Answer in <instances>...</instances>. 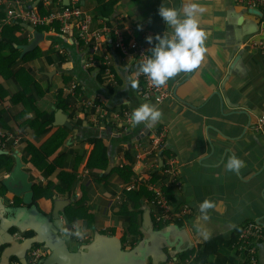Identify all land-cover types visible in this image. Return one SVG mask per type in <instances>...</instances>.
Segmentation results:
<instances>
[{
    "label": "crops",
    "instance_id": "crops-1",
    "mask_svg": "<svg viewBox=\"0 0 264 264\" xmlns=\"http://www.w3.org/2000/svg\"><path fill=\"white\" fill-rule=\"evenodd\" d=\"M22 1L36 9L41 2L44 13L63 7L62 0H40L36 6L35 0ZM188 2L82 0V10L91 18L89 29L101 32L95 52L93 43L78 40L75 27L62 35L53 23L26 24L31 30L25 23L15 24L18 29L11 35V46L0 48V130L11 136L0 148V157L9 160L5 166L0 161V264L5 248L12 245L13 249V242L20 244L34 235L29 229L21 234L15 227L8 231L12 238L6 232L12 226L13 209L24 206L23 196L10 192L23 186L6 182L16 158L32 185L33 199L36 188L49 193L37 201L36 208L48 221H59L58 234L74 252L85 250L100 236L103 244L104 238L117 239L123 250L145 243L146 264H195L199 246L217 237L232 238L242 225L264 216V135L253 130V122L264 115V55L252 47L264 43V12L245 9L234 0H196L205 8L197 14L199 26L207 33L204 59L193 70L170 78L163 85L168 96L162 101L140 95L134 50L122 55L114 47L113 36L103 30L118 28L129 46L143 43L150 49L147 36L171 34L158 15L159 7L182 13ZM6 13L7 6L0 1V41L3 26H13ZM105 58L116 76L113 86L100 76ZM73 83L111 112L106 122L92 126L74 116L69 106H58L60 95L69 99L66 93ZM146 102L161 112L158 121L134 125L123 119L124 112L131 115ZM39 113L52 117L46 133L36 127L41 123ZM159 133H163L164 154L176 161L181 185L180 191L167 190V194L173 203L187 204L192 214L184 223L157 226L152 217L155 207L141 198L134 214L138 232H131L130 193L136 190L126 191L124 185L140 173L167 180L152 157L135 159L136 144L150 143ZM96 140L105 148L104 154ZM233 156L245 162L238 171L227 169ZM90 161L93 168L88 167ZM205 200L213 204L207 218L200 211ZM55 207L58 220L53 216ZM147 212L153 230L160 234L144 229ZM76 215V220L71 219ZM78 227L84 235H70ZM16 233L23 239L16 240ZM216 252L231 259L227 264H247L233 245L219 246ZM255 255V264H264V239L256 244ZM213 260L209 258V264ZM13 263L21 264L15 255L10 257L9 264Z\"/></svg>",
    "mask_w": 264,
    "mask_h": 264
},
{
    "label": "built area",
    "instance_id": "built-area-1",
    "mask_svg": "<svg viewBox=\"0 0 264 264\" xmlns=\"http://www.w3.org/2000/svg\"><path fill=\"white\" fill-rule=\"evenodd\" d=\"M0 1H4L7 6L8 23L20 22L32 27H46L53 22H58L62 35H68L70 30L75 27L78 40L93 43L92 52L97 50L101 32L100 30L91 31L89 29L91 18L82 10L80 4L82 0H69L68 6L62 7L56 12L43 15H39L35 8L27 6L22 0ZM234 1L245 9L264 12V0ZM103 30L113 36L114 47L122 55H126L129 48H132L138 65L150 55L146 44L141 43L129 46L118 28H104ZM252 47L258 49L264 55V43H252ZM101 67L103 68L102 81L107 86L115 85L117 83L116 76L106 58L102 61ZM138 82V91L144 99L154 96L158 101H162L168 96L162 89L163 85L155 86L151 79L143 74L138 75ZM66 94L71 101L69 110L72 114L92 126H98L106 122L111 114L99 102L85 94L75 83L70 86ZM122 117L127 122H132V116L128 112H124ZM253 130L258 134L264 135V115L256 118L253 122ZM8 137L11 136L0 130V148L5 146ZM135 148L137 150L135 155L136 162H142L143 159L152 157V163L155 166L161 165V174L166 175L167 180L160 177L153 179L150 173H140L137 176H133L131 181L124 185L126 191L138 190L142 187L151 194V199H147V202L151 203L156 209L152 217L153 222L157 226L184 223L192 214V210L185 203H173L167 196V190L180 191L181 185L174 157L164 154L163 133L156 134L150 143L136 144ZM14 238L16 240L23 239H21L19 233L14 234ZM262 239H264V229L255 222H247L239 228L237 241L233 246L236 252L244 256L247 264H255V246ZM47 254L48 251L44 246L35 245L27 252L26 264H40Z\"/></svg>",
    "mask_w": 264,
    "mask_h": 264
},
{
    "label": "water",
    "instance_id": "water-1",
    "mask_svg": "<svg viewBox=\"0 0 264 264\" xmlns=\"http://www.w3.org/2000/svg\"><path fill=\"white\" fill-rule=\"evenodd\" d=\"M39 1L40 0H35L36 3L34 6H36ZM62 4L63 7L68 6L69 0H62ZM253 12L256 13V11ZM23 26L29 30L32 29L26 24ZM63 125L70 128L68 123H64ZM6 182L11 185L20 183L23 186L21 191L13 190L10 192L17 196H23L24 205L22 208L13 209L14 219L9 221L12 226L7 228V235L12 238V234L8 232L12 227H15L21 234L29 229L34 235L23 239L20 244L13 242L15 249L11 248L12 245L5 248L1 256V264H9L10 257L14 255L21 264H26L27 251L35 245L44 246L48 251V254L42 259L40 264H134V262L146 264L147 252L145 243L142 242L137 243L129 250H123L117 239L104 238L106 240L105 244H103L99 236L95 238L85 250L76 252L70 251L58 234L60 230L59 221H57V223L48 221L45 216L40 215L34 205L32 185L28 181L27 174L22 170V163L19 158H16L15 167L9 174ZM6 182H4V184L7 186ZM263 193L264 192H262L264 200ZM58 211L59 209L55 207L53 216L57 220ZM263 220L264 216L256 219L255 223L264 229ZM143 227L145 230L151 229L154 234H160V231L153 230L154 228L149 212L144 215ZM100 244H103V246L101 247ZM15 250H17V252H14Z\"/></svg>",
    "mask_w": 264,
    "mask_h": 264
},
{
    "label": "clouds",
    "instance_id": "clouds-1",
    "mask_svg": "<svg viewBox=\"0 0 264 264\" xmlns=\"http://www.w3.org/2000/svg\"><path fill=\"white\" fill-rule=\"evenodd\" d=\"M205 8L196 0H189L183 7L182 13L174 7L160 6L158 15L164 24L171 30L170 35L155 34L146 37L149 44H152L150 55L137 67V75L143 74L151 79L155 86L164 85L170 78L180 72H188L197 67L204 59L206 52L205 41L207 33L199 26L198 13H203ZM153 40L155 43L153 44ZM135 88L137 81H131ZM134 125L141 122H155L161 118L159 109L150 103H143L134 109L132 114ZM244 161L233 156L227 161V169L238 171L244 166ZM213 207L209 200L200 205L201 213L207 218V209ZM76 237L84 235L79 227L70 233Z\"/></svg>",
    "mask_w": 264,
    "mask_h": 264
},
{
    "label": "trees",
    "instance_id": "trees-1",
    "mask_svg": "<svg viewBox=\"0 0 264 264\" xmlns=\"http://www.w3.org/2000/svg\"><path fill=\"white\" fill-rule=\"evenodd\" d=\"M109 7L112 6L111 3L107 4ZM36 12L39 15H43V14H48L50 12L44 13L45 11L43 10V4L40 2L37 6V9L35 8ZM17 22H13L12 23V27H8V26H3V30L1 33V41H0V48L6 47V46H11V42L13 41L12 38V33H14V31H16L18 29V25H15ZM59 24V23H58ZM58 24L56 22H53V28L55 30L60 31V27H58ZM60 25V24H59ZM11 50L13 51L12 47ZM103 68L101 67L100 70V76L102 74ZM61 105H58L60 108L64 109L66 106H69L71 101L70 99H68V97H63L61 96ZM38 120H41L40 124H37L36 127L41 129L43 133H46L48 131V126L52 121V117L48 114H44V113H39L37 116ZM38 123V122H37ZM95 145L98 146L100 148V154H104L105 153V148L101 145V143L99 141H95ZM105 157V156H103ZM0 161L2 162V165H8L9 160L7 157H0ZM33 161V159H32ZM92 161H90L88 163V167L89 168H93V165L91 163ZM105 165V162L103 160V164L101 165L102 167ZM36 167H38L36 165ZM130 168H126L125 172H130ZM153 179L156 178V176H153ZM46 189H42V188H36L35 189V195H34V205H37V201L45 198V197H49V193L47 191H45ZM167 196L169 197V195L167 194ZM141 198H147V199H151V194L144 188L140 187L138 190L131 192L130 193V201L132 202V207H133V211L128 213V215L130 216V220L131 225L133 230L131 232H138V225L135 223V217L134 214H138V205L137 202L141 199ZM71 219L76 220L77 219V215L76 216H71ZM238 232L239 229L236 232V235H234L232 238L226 239L223 237H217V238H213L209 241H207L206 243L202 244L201 246H199V249L196 252V257H195V264H209V258L213 257L214 260L210 263V264H227L228 262L231 261V259L229 258H225L223 256H221L220 254H218L216 252L217 247L219 246H230V245H234L237 241V237H238ZM31 235V232L29 233ZM131 246H133V242L130 243ZM193 253V251L188 252V254ZM15 260V259H14ZM16 261V260H15Z\"/></svg>",
    "mask_w": 264,
    "mask_h": 264
}]
</instances>
